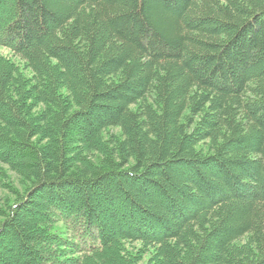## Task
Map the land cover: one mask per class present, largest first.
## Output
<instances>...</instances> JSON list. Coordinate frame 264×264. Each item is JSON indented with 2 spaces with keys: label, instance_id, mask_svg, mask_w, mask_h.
<instances>
[{
  "label": "trees",
  "instance_id": "trees-1",
  "mask_svg": "<svg viewBox=\"0 0 264 264\" xmlns=\"http://www.w3.org/2000/svg\"><path fill=\"white\" fill-rule=\"evenodd\" d=\"M0 29V264H264V0H0Z\"/></svg>",
  "mask_w": 264,
  "mask_h": 264
},
{
  "label": "rangeland",
  "instance_id": "rangeland-1",
  "mask_svg": "<svg viewBox=\"0 0 264 264\" xmlns=\"http://www.w3.org/2000/svg\"><path fill=\"white\" fill-rule=\"evenodd\" d=\"M4 5V9L6 8V6H7V4L6 3H4L3 4ZM5 12H6V9L4 10ZM4 12V13H5ZM6 15L7 16H10V13H6ZM0 35H2V30L0 29ZM2 52L4 53V54H8V55H11V52H10V50H8L7 48H3L2 49ZM13 177L15 178V182H16V184L17 183H19L18 181H17V179H16V176L15 175H13ZM15 188H17L18 189V187H15ZM15 197V195L12 193V191H10V190H8L6 187H1L0 186V208H4L5 207V204L9 201H13V198ZM115 215H116V217L114 218L115 220H117V219H122V215L120 214V212H115ZM107 219H108V223H109V225L111 224V222H109L111 219H112V217L111 216H107ZM0 220H1V216H0ZM112 221V220H111ZM113 223V222H112ZM54 229L55 230H57V228L59 227V229H62V232H65L64 234H66V231H67V228L65 227V226H63L62 225V222L61 221H59V222H56L55 224H54ZM139 245H140V242L138 243H133V244H128V246H127V251L129 252V253H132V254H136V252L138 251L137 249H135L136 247H139ZM4 256H7V258H13L15 255H13V254H11V253H9V254H6V255H4ZM147 256H146V258L143 260V261H145L144 262V264H146L147 263Z\"/></svg>",
  "mask_w": 264,
  "mask_h": 264
}]
</instances>
